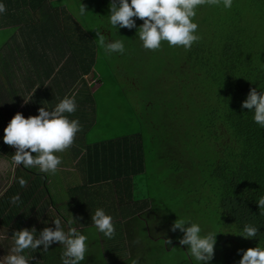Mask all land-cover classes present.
Here are the masks:
<instances>
[{"label": "rangeland", "instance_id": "1", "mask_svg": "<svg viewBox=\"0 0 264 264\" xmlns=\"http://www.w3.org/2000/svg\"><path fill=\"white\" fill-rule=\"evenodd\" d=\"M80 3L86 6L83 15L79 12ZM109 3L110 0L55 2L67 11L68 18L73 14L75 22L82 25L83 57L92 59V70L101 87L96 124L87 137L126 136L128 141L141 144L144 169L130 180L135 197L144 199L121 207L112 206L109 200L105 202V214L112 217L115 228V235L109 239L98 231L91 217L81 216L82 209L76 202L80 196L70 190L81 178L73 172L69 174L68 169H73L69 161L62 160L63 168L60 164L55 174L43 173L55 206L48 209L67 221L73 216V228L84 227L81 234L87 237V252L80 264H132L133 260L138 264H200L187 246L179 244L183 233L171 231L176 219L198 224L202 235L217 233L214 258L208 264H239L243 250L256 246L239 236L231 224H225L215 185L211 183L210 163L222 145L216 144L205 127L211 89L203 77L196 79L190 71L183 47H169L164 42L159 50L144 49L137 35L142 20L133 18V29L114 28L109 21ZM210 12L208 5L197 8L193 20L198 24L197 35L203 32V18ZM96 30L109 41H122L125 52L106 55L98 46ZM2 38L0 35V41ZM24 114L29 117L31 111ZM4 164L8 170L3 186L12 177L8 172L13 174L16 167L13 161ZM92 210L95 208L88 205V211ZM133 213L137 216L130 218ZM118 217L128 218L121 224ZM63 226L67 231V224ZM1 231L4 243L0 260L13 246L8 228ZM166 240L172 243L167 244Z\"/></svg>", "mask_w": 264, "mask_h": 264}, {"label": "trees", "instance_id": "2", "mask_svg": "<svg viewBox=\"0 0 264 264\" xmlns=\"http://www.w3.org/2000/svg\"><path fill=\"white\" fill-rule=\"evenodd\" d=\"M47 1L37 9L51 8L53 14L48 15L54 18L57 6ZM210 13L203 18L205 28L198 34L201 39L185 50V59L195 78L203 77L211 89L205 127L216 144H222L210 163L211 183L225 224H231L239 235L246 224L257 227V236L250 240L264 248V210L256 202L264 196V128L254 122L253 111L241 106L250 89L264 92V0H233L230 9L221 4L211 6ZM3 136L0 121V152L8 156L12 153ZM141 149L138 141H128L126 136L86 145L81 160L85 178L90 183L112 180L118 203L144 199L135 197L130 180L144 169ZM21 178L27 182L24 187L19 183ZM16 195L20 200L13 204L11 198ZM53 206L45 175L16 166L10 184L0 195V225L8 228L11 239L13 232L25 228H35L38 236L45 227L54 229L56 218L67 224L65 218L49 211ZM76 230L81 234L84 227ZM63 250V245L53 243L48 251L27 249L23 255L33 257L29 264H62Z\"/></svg>", "mask_w": 264, "mask_h": 264}, {"label": "clouds", "instance_id": "3", "mask_svg": "<svg viewBox=\"0 0 264 264\" xmlns=\"http://www.w3.org/2000/svg\"><path fill=\"white\" fill-rule=\"evenodd\" d=\"M221 4L225 9H230L233 0H130V2L129 0H110L109 21L116 29L117 27L133 29L136 27L133 18L142 20L143 23L137 29V35L146 50H159L164 42L169 47H183L185 50H190L192 45L201 39L196 34L198 24L193 22L197 15V8ZM5 12V5L0 3V13ZM79 12L81 15L87 12L86 6L82 3H80ZM96 36L98 46L106 55L125 52L122 41H109L99 30H96ZM38 87L40 86L36 88ZM29 100L24 101L27 103ZM241 106L253 111L254 122L264 128V92H258L256 88L250 89ZM76 107L75 98L66 96L51 111L40 107L38 115L27 118L17 112L4 128L3 136L4 144L15 148L12 156L15 165L38 168L42 173L55 174L62 163L57 153H63L72 147L77 133L81 131L79 121L69 119L66 115L74 113ZM19 183L21 187L27 184L22 178ZM19 200V195L13 196L11 203L15 204ZM256 202L259 209L264 210V196H260ZM261 214H264V211ZM75 220L72 216L67 221L69 225L67 231L64 229L62 220L56 218L53 220L55 228L45 227L38 236L35 228L13 232V246L9 254L0 260V264H29L33 257L23 255L25 250L42 248L48 251L53 243L63 245L62 264H80L85 260L87 237L71 227ZM91 220L105 237L111 239L115 235L113 219L105 214L103 209L98 208L91 216ZM176 230L183 233L179 244L187 246L191 256L200 264H208L214 258L217 233L209 232L202 235L201 227L186 219L174 221L171 231ZM257 233V227L246 224L239 236L250 239L255 238ZM166 242L172 243L171 240ZM132 264H138V261L133 260ZM239 264H264V248L256 246L243 250Z\"/></svg>", "mask_w": 264, "mask_h": 264}, {"label": "crops", "instance_id": "4", "mask_svg": "<svg viewBox=\"0 0 264 264\" xmlns=\"http://www.w3.org/2000/svg\"><path fill=\"white\" fill-rule=\"evenodd\" d=\"M42 1L46 0H0L6 7V12L0 13V35L3 36L0 41V121L5 128L17 112L27 118L25 111H31V116H35L40 107L51 111L64 97L75 98L76 111L66 115L79 121L81 131L72 147L57 155L61 160L69 161L73 169H68L69 174L73 172L75 177L77 174L81 178L80 183L71 185L70 189L80 196L76 202L82 209L81 216L85 214L89 218L98 208L106 213L107 200L118 207L130 202H117L112 180L90 183L85 178L81 160L86 145L110 139L87 137L96 124V103L101 87L89 59L83 57L82 25L75 22L73 14L68 18L65 9L60 7L58 10L55 4L58 0L47 1L48 5L57 6L54 18L50 17L48 14H53L51 8L37 9ZM24 100L29 101L25 103ZM9 149L11 155L0 152V195L12 180L11 177L3 186L8 170L4 162L13 161L15 153L14 147L9 146ZM60 166L63 168V164ZM8 175L12 176V171ZM47 181L46 177V184ZM88 205L95 210L88 211ZM128 217H118V220L123 224ZM3 228L0 225V249L4 243Z\"/></svg>", "mask_w": 264, "mask_h": 264}]
</instances>
